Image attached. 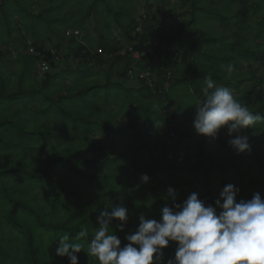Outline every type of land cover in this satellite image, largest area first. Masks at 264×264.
I'll return each instance as SVG.
<instances>
[{
    "label": "trees",
    "instance_id": "16d2710c",
    "mask_svg": "<svg viewBox=\"0 0 264 264\" xmlns=\"http://www.w3.org/2000/svg\"><path fill=\"white\" fill-rule=\"evenodd\" d=\"M100 2L105 11L98 9ZM175 2L167 30L151 24L138 33L129 15L120 22L124 10L110 15V0H1L0 264H66L68 257L55 254L60 236L71 240L87 227L90 238L100 212L116 205L128 209L125 229H137L136 208L143 200L156 210L171 207L170 187L176 203L195 192L215 206L228 184L240 189L238 200L256 193L264 199V122L241 131L251 147L241 154L230 147L235 133L230 137L226 128L216 139L197 135L193 128L206 77L234 89L239 102L264 116V0ZM156 4L166 7L163 0H151L145 8ZM92 14L103 15V27L111 19L118 23L124 44L145 52L136 67L153 72L159 94L139 78L137 89L125 84L133 59L130 53L116 54L122 42L109 37V31L99 41L88 34L81 41L65 35L64 30L86 27ZM217 25L230 34H213ZM148 39L156 44L153 55L147 53ZM28 42L49 60L42 76ZM45 44L64 48L66 60L75 64L69 84L53 85L51 72L59 60L44 52ZM244 64L261 69L244 78L239 74ZM49 139L55 144L46 148ZM180 152L181 163L174 164ZM118 223L111 224L116 235ZM175 250L173 242L163 250L165 264ZM77 255L78 264H97L83 250Z\"/></svg>",
    "mask_w": 264,
    "mask_h": 264
},
{
    "label": "clouds",
    "instance_id": "9594fccd",
    "mask_svg": "<svg viewBox=\"0 0 264 264\" xmlns=\"http://www.w3.org/2000/svg\"><path fill=\"white\" fill-rule=\"evenodd\" d=\"M228 71L231 73V66ZM204 84V98L195 104L196 134L216 139L226 128L230 137L235 133L228 141L230 147L238 154L249 152V137L240 133L264 122V116L254 114L211 77ZM141 180L147 183L149 177L143 175ZM239 192L233 184L224 186L213 206L195 192L176 203L177 193L170 187L172 206L161 210L159 221L140 214L137 230L125 237L128 243L123 247L111 224L119 221L116 228L124 231L128 209L112 206L111 211L100 212L90 238L87 227L76 232L74 239L60 236L55 254L68 257L70 264H78L77 254L82 250L97 264H165L163 250L176 242L174 258L166 264H264V199L256 193L249 200H238Z\"/></svg>",
    "mask_w": 264,
    "mask_h": 264
},
{
    "label": "rangeland",
    "instance_id": "374dc122",
    "mask_svg": "<svg viewBox=\"0 0 264 264\" xmlns=\"http://www.w3.org/2000/svg\"><path fill=\"white\" fill-rule=\"evenodd\" d=\"M44 1L49 2L50 0H44ZM110 1L113 2V6H112L111 10H109L110 15L113 16V12H115V11H123L124 10L126 14L121 16L120 22L126 23L129 18H133L134 22L137 24L135 31L138 33L142 32L144 29H146V27H149L151 24H154L156 28H160L162 30H167V28L171 22L170 21L171 17L173 15L172 11L170 10V7L176 3L175 0H163V4L166 5L165 8H163V6H161L160 4H156L149 10V9L145 8V4L150 2L151 0H110ZM0 3H1V0H0ZM120 6L122 8H120ZM102 8L105 11L106 6L100 2L98 9L100 10ZM127 15H129V18ZM102 18H103V15H101V14H99V15L92 14V16L89 18L88 22H86V27H83V29H81L80 31H75V30H70V29L64 30L63 26H61L63 24L62 22L58 23L57 25L60 26V29L62 32H63V30L65 31L66 36L74 35L78 41H81L83 39L84 35H86V34L90 35L91 39L99 41L101 39L100 35H102V33H104V32L109 31V35H108L109 37L116 38L117 40L121 41L122 44H124V42H126V41L124 40L122 28H120L118 23L114 22L111 19V23L109 24V26L103 27V24L105 23V21H103V20L101 21ZM16 21L18 23L20 22L17 19H16ZM19 27L21 28L20 25H19ZM229 31L224 30L222 26L217 25L214 28L213 34H227V33H229ZM28 40H30V39L28 38ZM18 43H19L18 40L14 41L15 45H17ZM65 44H66V42H63V47L65 46ZM129 44L132 45V43H129ZM49 47H51V46L48 44H45L44 48L47 49ZM177 47H178L177 44L173 45V49H176ZM60 51L62 52L63 57H62V59L59 60V66L51 72V75H54L53 85H57L61 81H64V83L69 84L72 80L70 73H71V71H74V68H75V64H73V63L70 64L71 60H66V58H65L66 53H65L64 48L61 49ZM14 54H15V52L13 51V55ZM90 65H91L92 70H94V72L97 73L98 70L93 65V63H90ZM11 69L12 68H9V70H11ZM260 69H261L260 65L247 66L246 64H244V66L242 67V70L239 72V74H243L242 76L244 78H246V77H249L251 75L250 73H256V70L258 71ZM111 77L113 78V77H115V75L112 73ZM38 79L40 80L42 78L38 77ZM14 84H15V82H14V79L12 76L11 85H14ZM125 84L129 85V87L132 88L133 90L137 89L139 87L138 83L135 80L127 81V83H125ZM231 91H232L233 96L237 95V92L234 89H231ZM61 95H63V93H61ZM181 96H184V94L182 93L180 95V97ZM186 100H187V98H186ZM169 126H171V124H168L166 127H169ZM54 144H55L54 139H49L48 142L46 143V148H48ZM150 147H152V145ZM180 177L181 176L178 175L175 177V179L178 180V179H180ZM78 188H79V190L82 191L81 187H78ZM219 193H218V196H219ZM12 244L16 245V242L13 241ZM66 261H67L66 264H70L69 260H66Z\"/></svg>",
    "mask_w": 264,
    "mask_h": 264
},
{
    "label": "built area",
    "instance_id": "2783aa9c",
    "mask_svg": "<svg viewBox=\"0 0 264 264\" xmlns=\"http://www.w3.org/2000/svg\"><path fill=\"white\" fill-rule=\"evenodd\" d=\"M29 44V42H28ZM122 44V43H121ZM147 44L150 45V48L147 50V53L149 52V55H153V51H152V47L155 46L156 44H154L151 39H148ZM27 51L32 53L36 58V72L37 74H39L40 76L44 75L46 73V71L49 69V60H45L44 58V54L43 53H39L34 51V49L32 48V46H30V44L27 47ZM44 52H49L50 56L53 57L54 60H60L62 58V52L58 51L54 48H47L44 49ZM126 53H130L133 59V64L129 67V69L127 70V75H128V79L129 80H137L142 79L145 80L146 85L151 89V91L154 94H159L161 92L160 89H155L154 88V83H155V75L153 74L152 71L148 70V69H139L138 67H136V63L138 61L141 60L142 57H144L145 52H140L137 50H134L132 48V45H125L122 44V46L120 47L119 51L116 52V54L119 55H124ZM149 62V59H147V63ZM153 62H156V59H153ZM166 87V84H164V88ZM173 136V134L171 133V137ZM168 145H171L172 143L168 140L167 141ZM182 153H179V160L175 161L174 164L179 165L181 163L182 160ZM168 158L171 161H174L175 157L173 156V154L169 153L168 154Z\"/></svg>",
    "mask_w": 264,
    "mask_h": 264
},
{
    "label": "crops",
    "instance_id": "0c3cea01",
    "mask_svg": "<svg viewBox=\"0 0 264 264\" xmlns=\"http://www.w3.org/2000/svg\"><path fill=\"white\" fill-rule=\"evenodd\" d=\"M127 83V82H126ZM120 102L114 103L113 107L114 109H117V107L119 106ZM150 145V144H149ZM163 208H158L157 210L153 208L152 206V202L151 201H147V200H143V205H140L138 208H136V212L140 215L143 214L145 216V218L147 219H155L157 221L160 220L161 218V210ZM139 215L137 216V222H138V226H139ZM126 227V225H125ZM124 227V231H119L117 229V236L119 237V239L121 240V247H123L124 245H126L128 243V241L125 239V237L127 235L133 234L135 233L134 231H136V227L134 228H130L128 230H126ZM126 230V231H125ZM174 246L177 247L176 242H173ZM155 258V257H154Z\"/></svg>",
    "mask_w": 264,
    "mask_h": 264
}]
</instances>
